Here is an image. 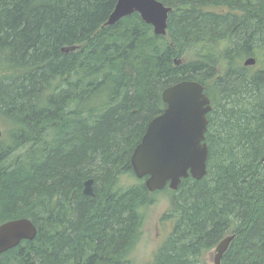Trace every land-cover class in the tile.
<instances>
[{"label":"trees","instance_id":"1","mask_svg":"<svg viewBox=\"0 0 264 264\" xmlns=\"http://www.w3.org/2000/svg\"><path fill=\"white\" fill-rule=\"evenodd\" d=\"M116 1L0 0V223L37 228L0 264H133L159 193L172 228L150 264H213L231 233L221 264H264V0H160L165 35L137 12L104 25ZM182 79L211 100L207 173L150 192L130 155Z\"/></svg>","mask_w":264,"mask_h":264},{"label":"water","instance_id":"2","mask_svg":"<svg viewBox=\"0 0 264 264\" xmlns=\"http://www.w3.org/2000/svg\"><path fill=\"white\" fill-rule=\"evenodd\" d=\"M171 9L160 0H117L104 25H113L137 12L145 23L152 26L156 35H165ZM254 64V57L243 60L244 66ZM162 100L164 109L148 121L130 155L135 176L144 178V185L150 192L166 186L176 189L182 178L201 179L207 173L205 133L207 113L212 105L204 85L194 79H182L163 89ZM92 182V178L84 180V194L94 195ZM36 233V226L27 217L0 223V253L17 246L22 240H32ZM235 235L228 234L217 243L213 264H221V258Z\"/></svg>","mask_w":264,"mask_h":264},{"label":"rangeland","instance_id":"3","mask_svg":"<svg viewBox=\"0 0 264 264\" xmlns=\"http://www.w3.org/2000/svg\"><path fill=\"white\" fill-rule=\"evenodd\" d=\"M0 128L2 130L1 141L6 145L9 142L10 123H7L1 115ZM122 181L124 186H128L135 181V178L133 176L126 177ZM154 197L156 202L144 209L143 222L140 228L141 235L131 255L133 264H150L153 253L172 228V221H161V215L169 205L168 196L165 193H159L155 194ZM213 256L214 249L205 254V259L212 263Z\"/></svg>","mask_w":264,"mask_h":264},{"label":"bare ground","instance_id":"4","mask_svg":"<svg viewBox=\"0 0 264 264\" xmlns=\"http://www.w3.org/2000/svg\"><path fill=\"white\" fill-rule=\"evenodd\" d=\"M74 47V46H73ZM251 66V65H250Z\"/></svg>","mask_w":264,"mask_h":264},{"label":"flooded vegetation","instance_id":"5","mask_svg":"<svg viewBox=\"0 0 264 264\" xmlns=\"http://www.w3.org/2000/svg\"><path fill=\"white\" fill-rule=\"evenodd\" d=\"M210 98V97H209Z\"/></svg>","mask_w":264,"mask_h":264}]
</instances>
